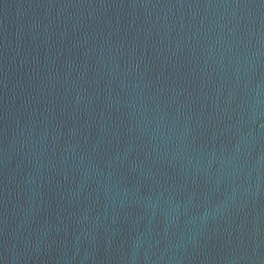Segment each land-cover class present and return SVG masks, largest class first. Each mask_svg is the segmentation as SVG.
Segmentation results:
<instances>
[{
    "label": "water",
    "instance_id": "1",
    "mask_svg": "<svg viewBox=\"0 0 264 264\" xmlns=\"http://www.w3.org/2000/svg\"><path fill=\"white\" fill-rule=\"evenodd\" d=\"M0 264H264V0H0Z\"/></svg>",
    "mask_w": 264,
    "mask_h": 264
}]
</instances>
